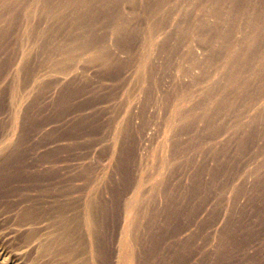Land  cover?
Here are the masks:
<instances>
[{
	"label": "rangeland",
	"instance_id": "374dc122",
	"mask_svg": "<svg viewBox=\"0 0 264 264\" xmlns=\"http://www.w3.org/2000/svg\"><path fill=\"white\" fill-rule=\"evenodd\" d=\"M216 2L0 0V264H264V0Z\"/></svg>",
	"mask_w": 264,
	"mask_h": 264
},
{
	"label": "bare ground",
	"instance_id": "6f19581e",
	"mask_svg": "<svg viewBox=\"0 0 264 264\" xmlns=\"http://www.w3.org/2000/svg\"><path fill=\"white\" fill-rule=\"evenodd\" d=\"M216 1L218 3H220L222 0H216ZM68 5H76L77 8H79L80 3H66V4H64V6H68ZM234 6L237 7V4H234ZM78 12H80V10ZM78 14H81V13H78ZM260 37H261V34L258 32V29L256 27V33L254 35V39H257L258 40V39H260ZM257 40H254V41H257ZM260 40H262V39H260ZM263 41H264V39H263ZM257 44H259V42H257ZM223 47H225V48L227 47L226 61H237L236 59L240 55H242V52H239L238 50H230V49H228L227 42H225L224 44L221 45V48H223ZM256 52H257V50L255 48V49H252L249 53L250 54H255ZM243 55H244V53H243ZM244 60H245V63H246L244 65L245 67H250V66L255 67L253 65V58H252L251 55L246 56ZM231 73L232 72H230L229 74H231ZM242 73L243 72H239L236 75H231L230 80H229V84H228L230 88H233V89H236V90H241V91L244 90L243 87H246L247 84H248V82H246L245 80L242 79ZM252 73H253V75H251V77L261 78L264 75V62L262 61L260 64H257L256 68L253 70ZM221 103H222L221 101H218L216 103V107H219L221 105ZM178 111L179 110L176 109V112L177 113H178ZM48 246L50 247V245H47V248H49ZM122 263L123 264H131L130 263V254L128 252H126V253L123 254V256H122Z\"/></svg>",
	"mask_w": 264,
	"mask_h": 264
}]
</instances>
